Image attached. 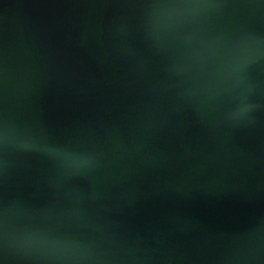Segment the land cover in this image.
<instances>
[{
    "label": "water",
    "instance_id": "obj_1",
    "mask_svg": "<svg viewBox=\"0 0 264 264\" xmlns=\"http://www.w3.org/2000/svg\"><path fill=\"white\" fill-rule=\"evenodd\" d=\"M0 264H264V0H0Z\"/></svg>",
    "mask_w": 264,
    "mask_h": 264
}]
</instances>
